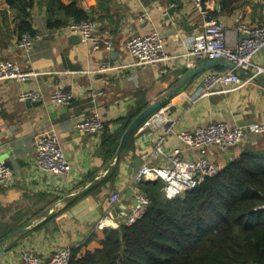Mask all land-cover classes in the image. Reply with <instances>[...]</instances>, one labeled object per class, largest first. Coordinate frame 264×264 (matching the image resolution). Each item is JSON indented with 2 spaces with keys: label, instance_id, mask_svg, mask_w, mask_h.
I'll return each mask as SVG.
<instances>
[{
  "label": "crops",
  "instance_id": "0c3cea01",
  "mask_svg": "<svg viewBox=\"0 0 264 264\" xmlns=\"http://www.w3.org/2000/svg\"><path fill=\"white\" fill-rule=\"evenodd\" d=\"M39 1L35 0L31 11L38 36L27 54L17 46L16 13L5 0H0V60L15 61L24 71L38 73L24 83H0V162H6L15 173L11 186L0 187V236L2 228L42 222L51 211L53 216L6 242L7 250L0 264H16L25 250L49 259L63 248L83 244L97 222L109 213L122 224L133 207L130 178L145 164L164 165L153 159V146L142 126L128 141L114 181L103 183L114 167L108 169L111 162L106 163L101 153L102 135L75 131V124L94 112L111 133L121 129L120 121L139 101L150 106L163 99L168 103L162 110L175 121L176 133L210 123L246 126L264 121V74L239 91L196 99L202 78L225 70L217 66L202 71L172 95L191 71L208 62L185 57L188 42L202 33L205 23V17L188 0H63L75 2L89 19L98 23L100 35L114 43L111 53L93 52L81 41H74V36L49 29V13ZM216 13L231 30L229 42L233 45L243 37L233 31L239 17L245 26L264 27V0H221ZM142 14H146L143 22L139 20ZM54 18L64 20L60 14ZM153 30L161 32L166 51L174 59L145 69L135 66L96 73L103 64L126 65L127 40ZM254 63L264 68V48L255 56ZM163 69L168 72L162 73ZM254 72L245 71L243 79ZM58 88L74 94L70 106L46 100L34 107L18 101L23 91H41L48 97ZM94 92L103 94L94 101ZM50 130L58 134L71 165L69 175L62 181L41 173L35 165L37 135ZM255 142L258 145L254 146ZM263 145L264 136H251L243 144L251 149ZM178 148L182 145L176 135L170 136L166 151ZM233 155V149L221 151L211 147L187 152L184 157H205L223 168ZM82 192L79 197H72ZM114 194L120 195L116 204L111 202Z\"/></svg>",
  "mask_w": 264,
  "mask_h": 264
},
{
  "label": "built area",
  "instance_id": "2783aa9c",
  "mask_svg": "<svg viewBox=\"0 0 264 264\" xmlns=\"http://www.w3.org/2000/svg\"><path fill=\"white\" fill-rule=\"evenodd\" d=\"M205 17L203 31L200 35L190 39L188 42L185 57L190 59H205L208 61H225L231 65L230 69L222 72L208 73L202 78L201 88L197 92V98L227 94L243 89L248 83L264 74V68L254 63V58L264 48V27H248L238 18L234 33L242 34V39L235 45L229 42L231 30L226 23L213 16L212 13L219 10L221 0H188ZM174 4H171V8ZM146 14H142L139 20L143 22ZM60 33L78 37L84 45L93 52L106 51L111 53L114 49L112 40L103 38L99 33L98 23L88 19L80 22L70 20L67 25L59 29ZM34 38L29 34L18 38L17 46L24 53L30 54ZM126 48L129 62L123 66L113 67L110 64H103L96 73H106L114 69L128 67L148 68L165 64L174 59L165 48L164 39L159 30H153L144 36H133L127 40ZM255 71L248 79H243L241 71ZM162 73H167L163 69ZM38 73L29 70L24 71L20 65L11 60H0V83L20 82L24 83L36 77ZM102 92L92 93V99L96 101ZM75 99L71 91L64 89L53 90L48 97L41 91H23L18 95V101L27 103H50L60 106H70ZM147 133V141L153 146L152 157L161 160L164 165L155 166L145 164L139 168L133 177L130 178V190L136 201V205L126 216L122 224H119L109 213L102 217L96 224L98 230L118 229L121 225L133 226L145 215L150 205V200L143 194L140 186L144 183L160 181L164 184L165 195L173 199L191 191L199 186L206 178L216 176L220 167L205 157L193 159L185 158V153H196L216 147L221 151H229L239 145H243L251 136H264V121H259L246 126H232L225 122L210 123L197 126L192 131L176 133V123L164 110H157L142 125ZM141 126V127H142ZM105 130V123L101 116L94 112L89 118L78 121L75 124V131L84 135H102ZM176 135L182 148L167 152L165 143L167 139ZM36 169L41 173L62 181L71 169L65 152L60 144L58 134L53 131L39 133L36 138ZM258 145L257 142L253 144ZM15 173L13 169L0 162V187H9L13 184ZM120 201V195L111 196V202L116 204ZM74 247H66L55 252L49 259H42L32 251H23L19 262L16 264H69Z\"/></svg>",
  "mask_w": 264,
  "mask_h": 264
},
{
  "label": "trees",
  "instance_id": "16d2710c",
  "mask_svg": "<svg viewBox=\"0 0 264 264\" xmlns=\"http://www.w3.org/2000/svg\"><path fill=\"white\" fill-rule=\"evenodd\" d=\"M41 1L49 13V29L89 19L75 2ZM5 2L16 13L18 38L29 34L35 39V0ZM57 14L64 20L55 19ZM147 107L146 101H139L114 133L105 125L100 150L106 163L112 162L124 133ZM233 150V159L216 176L177 198L168 199L160 181L142 184L150 200L143 218L131 227L100 231L95 226L85 242L74 247L69 264H264V145ZM117 166L103 183L114 181ZM23 225L2 228L0 242Z\"/></svg>",
  "mask_w": 264,
  "mask_h": 264
},
{
  "label": "water",
  "instance_id": "95a60500",
  "mask_svg": "<svg viewBox=\"0 0 264 264\" xmlns=\"http://www.w3.org/2000/svg\"><path fill=\"white\" fill-rule=\"evenodd\" d=\"M74 41H80V39L78 37H74ZM222 67L224 69H230L231 65L225 61H217V60H213V61H208L203 65H200L198 67H196L193 71H191L186 77L185 79H183V81L179 84V86L172 92V95L176 94L177 92H179L181 89H183L191 80L195 79L202 71H205L207 69H211L214 67ZM241 74H245L244 71H241ZM167 99H163L161 101H158L150 106H148L132 123L131 125L128 127V129L126 130V132L124 133L120 145L118 147V150L115 154L114 159L112 160V162L109 164L108 169H112L113 167L117 166L119 159L123 153V151L126 148V145L130 139V137L137 131L140 129V127L149 119V117H151L157 110L161 109L165 103H166ZM28 106H39L41 105V103H27ZM108 170V171H109ZM157 182V181H155ZM82 193L73 195L72 197H79L80 195H82ZM131 197H132V203L133 206L136 205V201L133 197L132 192L130 193ZM68 200V199H66ZM53 216V211H51V213L46 217V219H44L42 222L39 223H29L27 225H24L22 227H20L19 229H17L16 231H14L12 234H10L1 244H0V261L4 255V253L7 250V246L5 245L6 242H8L9 240L13 239L14 237H16L17 235H19L20 233L38 227L40 226L42 223H44L46 220L50 219Z\"/></svg>",
  "mask_w": 264,
  "mask_h": 264
},
{
  "label": "rangeland",
  "instance_id": "374dc122",
  "mask_svg": "<svg viewBox=\"0 0 264 264\" xmlns=\"http://www.w3.org/2000/svg\"><path fill=\"white\" fill-rule=\"evenodd\" d=\"M162 108H163V107H162ZM162 108H161V109H162Z\"/></svg>",
  "mask_w": 264,
  "mask_h": 264
}]
</instances>
